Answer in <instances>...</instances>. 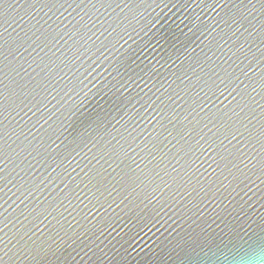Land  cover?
<instances>
[{
  "label": "water",
  "instance_id": "water-1",
  "mask_svg": "<svg viewBox=\"0 0 264 264\" xmlns=\"http://www.w3.org/2000/svg\"><path fill=\"white\" fill-rule=\"evenodd\" d=\"M9 2L0 264L264 253V0Z\"/></svg>",
  "mask_w": 264,
  "mask_h": 264
},
{
  "label": "snow or ice",
  "instance_id": "snow-or-ice-1",
  "mask_svg": "<svg viewBox=\"0 0 264 264\" xmlns=\"http://www.w3.org/2000/svg\"><path fill=\"white\" fill-rule=\"evenodd\" d=\"M16 6H17V3H10L9 0H0V20H6L8 16V10L10 8H15ZM21 7H23V5H21ZM261 167L264 168V163L261 164ZM236 211H237L236 209H233V211H228L227 209H224L221 212L217 213V218L219 219L220 223L223 224V228L221 229V232H225V230L231 229L237 226L236 223L234 222L235 218L233 220L229 219L230 217H233V213ZM259 221L262 225H264V217H261ZM204 223H206V221H202L200 224H197L196 221H193V224L196 225V227L193 228L192 232L188 233L187 236L181 235V237L176 242V247L181 246V241L186 242L189 239H194L201 232H206V229L203 227ZM197 229H199V231H197ZM182 264H184V259L182 261Z\"/></svg>",
  "mask_w": 264,
  "mask_h": 264
},
{
  "label": "clouds",
  "instance_id": "clouds-1",
  "mask_svg": "<svg viewBox=\"0 0 264 264\" xmlns=\"http://www.w3.org/2000/svg\"><path fill=\"white\" fill-rule=\"evenodd\" d=\"M243 264H264V253H257L254 256L243 261Z\"/></svg>",
  "mask_w": 264,
  "mask_h": 264
}]
</instances>
